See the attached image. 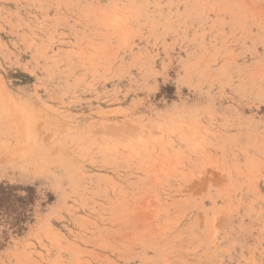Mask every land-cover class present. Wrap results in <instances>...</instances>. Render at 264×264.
Returning <instances> with one entry per match:
<instances>
[{
	"label": "rangeland",
	"instance_id": "374dc122",
	"mask_svg": "<svg viewBox=\"0 0 264 264\" xmlns=\"http://www.w3.org/2000/svg\"><path fill=\"white\" fill-rule=\"evenodd\" d=\"M0 264H264V0H0Z\"/></svg>",
	"mask_w": 264,
	"mask_h": 264
},
{
	"label": "bare ground",
	"instance_id": "6f19581e",
	"mask_svg": "<svg viewBox=\"0 0 264 264\" xmlns=\"http://www.w3.org/2000/svg\"><path fill=\"white\" fill-rule=\"evenodd\" d=\"M2 157V156H1ZM16 157V156H15ZM22 157V156H21ZM4 162V161H3ZM28 166V165H27ZM12 167V166H11ZM32 172V171H31Z\"/></svg>",
	"mask_w": 264,
	"mask_h": 264
}]
</instances>
